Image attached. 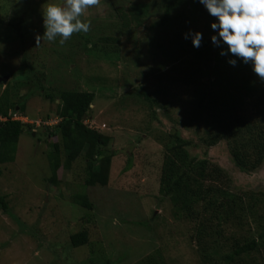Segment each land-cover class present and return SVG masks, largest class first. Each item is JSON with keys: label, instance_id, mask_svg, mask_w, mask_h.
Masks as SVG:
<instances>
[{"label": "rangeland", "instance_id": "1", "mask_svg": "<svg viewBox=\"0 0 264 264\" xmlns=\"http://www.w3.org/2000/svg\"><path fill=\"white\" fill-rule=\"evenodd\" d=\"M42 1L52 2V0ZM55 1L60 5L61 0ZM28 9L30 10L31 7ZM114 17L115 11L110 0H99L96 5L85 9L81 15L80 19L90 24L89 30L81 33L88 34L92 42L97 44L98 48L95 50L90 51L86 48L85 40H81L79 33H73L63 45L59 43V36L51 42L41 38L39 45L40 52H44L45 56L41 63L46 64L45 73L48 76L45 86L63 89L73 82L71 89L78 87L96 92L92 108L93 122L101 125L103 130L111 134L109 148L118 152L112 161L110 185L85 186L86 164L77 161L70 172L62 167L59 169L61 178L69 179V185L62 189L57 185L48 186L45 177L52 172L49 156L53 151H50L44 141L38 142L35 136L25 131L17 144L15 160L0 165L2 170L0 195H7L10 212L17 216V220H21L19 223L11 214L4 213L0 205V264H108V260L110 264H134L151 253H161L160 264H202V261L197 260V258L200 260L201 248L190 238L191 235H195V224L175 219L172 205L167 199L162 198L158 190L160 166L164 155L161 147L163 142L157 139H155L157 142H153V139L157 136L164 137L171 131L179 130L184 137L190 138L191 145L188 149L191 155L206 157L211 164L224 168L236 185L244 189L264 186V165L253 174H244L234 166L224 143L212 147L203 144L200 138L204 136L205 130H208L206 117L201 114L195 116L194 113L197 111L194 113L193 111L196 104L189 101L195 92V85L180 81L174 82L178 85L159 84L160 77L157 73L161 70L156 69L154 61L160 58L153 55V51L155 52L153 48L145 46L139 59L135 57L136 52L133 53L134 56L128 54V57L121 59L119 53L108 51L110 46L108 43L104 44L101 37L116 35L111 31H114L115 27L110 30L116 25ZM212 18L215 21L216 18ZM6 26H9L8 19L5 28L0 29V76L9 75V78L7 82H0V94L8 82L16 86L14 79L26 67V58H29L31 63L40 58L37 55L31 56L28 48L32 43L37 42L41 27L39 29L35 25L32 27V37L25 46L17 38H12L15 35L13 32L12 37H6L9 32ZM24 29L22 27L20 30L17 27L16 31L23 33ZM201 30L209 39L216 34L209 27ZM183 32L182 29L173 28L172 37L178 39L183 36L181 35ZM122 37L121 40L128 48L133 50V47L138 45L136 37L135 41L130 35L129 39L126 38L127 36ZM88 46L90 45L87 44ZM223 46L227 48L225 44ZM162 59L164 61V58ZM166 61L162 65H166L165 68L170 65L167 69H172L171 77H180L179 71L184 72L182 64L176 68L172 59ZM180 63H184L185 68L189 65L183 61ZM192 64L195 70L189 71L190 77L194 72L198 73L199 68H204L206 71L204 74H196L198 82L194 84L201 85L204 80L208 85H212L211 79L214 80L215 75L211 76V67L199 61ZM82 74L85 75L86 80L82 78ZM87 74L89 81L86 78ZM223 80L222 78L220 81ZM256 81L262 83V80ZM137 84L146 85L154 94L162 98V104L166 109L158 108L157 119L152 117L151 109L145 104H136L128 97L121 102H119L120 97L116 98L117 101L111 99L112 90L118 89L116 92L120 91L119 95L122 96L128 89L132 91V86ZM11 87L17 90L19 88ZM166 87L168 88L164 92ZM19 92L28 95L29 90L26 87L19 89ZM207 93L205 101L213 107L210 111L217 112L216 109L218 107L221 109L222 105L217 104L219 100L216 99L218 97L216 92L210 89ZM215 99L216 103H214ZM245 100L247 101L246 98ZM246 107L245 104L242 106L243 111L250 110ZM24 108L31 118L38 116L35 118L36 124L56 123L55 117L50 119L52 121H43L42 116H39L41 111L46 113L51 111V108L38 93L28 99ZM52 111L51 113H54L53 109ZM139 135L150 136L153 139L139 143ZM129 156L133 157L134 165L125 172L124 167ZM77 190L88 193L94 201L95 209L91 212V216L97 225L95 229L91 225V242L73 249L72 254L66 259L70 234L80 228L81 218L85 212L70 198L71 193ZM34 234L40 235L46 241L42 249L38 247L37 237ZM173 235L177 238H173ZM226 235L230 241L234 239L231 230H226ZM202 246L205 247L204 243ZM215 248L217 249V246L207 247V252H213ZM226 251L229 249L223 248L221 254ZM262 262L264 255L260 252H252L242 255L233 264H262ZM154 263L156 264V261ZM203 264H208V261H203Z\"/></svg>", "mask_w": 264, "mask_h": 264}, {"label": "trees", "instance_id": "2", "mask_svg": "<svg viewBox=\"0 0 264 264\" xmlns=\"http://www.w3.org/2000/svg\"><path fill=\"white\" fill-rule=\"evenodd\" d=\"M110 1L115 11L114 19L116 21V25L112 26L110 30L115 27V30L111 31L116 35L101 37L104 44H109L108 51L119 53L121 59L136 52L135 57L139 59L145 46L153 48L155 50L153 55L160 58L154 61L156 69L161 70L160 73H157V76L160 77L159 84L178 85L174 82L180 81L195 85L194 90L197 93L194 92L189 101L196 104L193 111V113L197 111L194 113L195 116L201 114L206 117L208 130H205L204 136L200 138L203 144L212 147L224 143L234 166L240 172L249 175L258 171L264 165V81L262 83L256 81L260 79L252 71L250 64H244L237 60L236 66L233 67L228 63L230 59L234 58L230 53L225 56L220 55L221 51L226 49L222 39L219 38L218 42L214 44L211 38L205 36L201 30L205 27L211 28L210 25L214 22L206 8L199 3V0ZM57 2L55 0H52L51 3L42 0H0V29L5 28L4 25L8 19L9 26L6 27L9 28V32L6 37H12L13 32L15 35L12 38H17L20 43L27 46L32 37L31 30L34 25L38 29L41 27L39 36H43L45 31L42 27L43 8H46L48 4H57ZM63 4L64 0H61L60 5ZM29 7H31L30 10ZM16 26L20 30L22 27L25 28L24 32L16 31ZM173 28L184 30L181 33L183 36L178 39L172 37ZM190 31L193 33L199 31L203 34L198 48L193 46L191 35L188 39L184 38L185 34ZM79 35L81 40H85L87 49L92 51L98 48L90 36H87L88 34L84 35L79 32ZM129 35L134 38L133 41L136 37L138 44L133 47V50L124 45L125 42L121 40L122 36L128 38ZM40 43L41 41H35L28 48L31 56H40L39 60L31 63L30 59L26 58V67L14 79L16 86L8 82L0 94V116H9L18 111V113L36 120L35 118L38 116L31 118L24 107L28 99L38 93L51 108V111L46 113L41 111L39 116H42L43 121H52L50 119L53 117L57 120L56 123L39 126L35 123L29 124L13 120L11 117L0 121V165L15 160L17 144L21 135L27 131L35 136L38 142L44 141L48 144L50 151H53L49 156L52 172L45 177L48 186L57 185L62 189L69 185V179H62L59 169L62 167L70 172L74 163L78 161L86 164L84 169L85 186L108 187L112 174V161L118 152L109 148L111 134L103 130L101 125L93 122L92 108L96 92L85 88L79 89L76 85V88L71 89L73 82L63 89L55 88L56 86H45L48 76L45 73L46 64L41 63L45 56L44 52H40ZM87 44L90 46L87 47ZM101 50H103L102 47ZM171 59L176 68L181 64L184 67V72L179 71L180 77L178 78L171 77L172 69H167L170 65L167 68H165L166 65H162L167 62L166 60ZM181 61L189 63L186 65L187 68L184 63H180ZM197 61L210 66L211 71L213 67V72L210 71L211 76L215 75L214 80L211 79L212 85H208L204 80L201 85L194 84L196 81L198 82L196 74L206 72L204 68H199V72H194L190 77L189 71L195 70L192 63ZM84 76L82 78L86 80ZM97 77L99 78V76ZM86 78L89 81L88 74ZM222 78L224 80L220 81ZM11 86L19 88L17 90ZM26 87L29 90L28 95L27 93L20 94L19 89ZM132 87V91L128 89L122 96L119 95L120 91L116 92L118 89L112 90L111 99L117 101L116 98L120 97L119 102H121L128 97L136 104H145L151 109L152 117L157 119L158 108L166 109L162 104V98L154 94L146 85L137 84ZM167 88L164 89V92ZM210 89H213L218 96L216 99L219 100V103L217 104L222 105L221 109L214 108L217 112L210 111V108L213 109V107L205 101V96L208 95L207 91ZM216 99L214 103H216ZM244 104L250 110L243 111ZM52 109L54 113H51ZM41 127L43 128L40 130ZM152 139L153 137L150 136L139 135L138 142L143 143L152 141ZM155 139L163 142L161 147L163 148L162 154H164L163 163L160 166L159 194L172 205L175 219L195 224V237L191 235L190 238L201 248L199 251L200 260L197 258L198 262L202 261V264L203 261H208V264H216V262L233 264L242 255L252 252H260L264 255V186L244 189L242 186L236 185L224 168L214 163L211 164L206 157L191 155L188 149L191 139L184 137L179 130L171 131L164 137L157 136L153 142L156 141ZM133 165V157L129 156L124 171L128 172ZM1 172L0 169V174ZM70 198L85 212L80 222L81 229L70 234L66 259L68 255L72 254L73 249L91 242V225L94 229L97 225L91 216V212L95 209V203L88 193L73 191ZM0 205L4 213L11 214L17 220V216L10 212L7 195H0ZM17 221L21 223V220ZM179 229L181 228L179 227ZM226 230L232 231L234 236L232 241L226 235ZM237 230L239 231L237 232ZM34 236L37 237L38 247L42 249L46 241L40 235L34 234ZM172 237L177 238L175 235ZM202 243L205 247L202 246ZM214 246H217V249L207 252V247L213 248ZM223 248H228L229 251L221 254ZM160 257L161 253H151L134 264H155V261L156 264H160ZM110 263L108 260V264Z\"/></svg>", "mask_w": 264, "mask_h": 264}, {"label": "clouds", "instance_id": "3", "mask_svg": "<svg viewBox=\"0 0 264 264\" xmlns=\"http://www.w3.org/2000/svg\"><path fill=\"white\" fill-rule=\"evenodd\" d=\"M97 3L98 0H64L62 6L48 4L42 11L45 31L43 36H37V42L41 38L51 42L59 36V43L63 45L73 33H86L90 24L82 21L80 17L85 9ZM199 3L206 8L210 16L216 18L210 25L216 33L211 37L212 42L215 44L220 38L223 44L227 45L220 55L230 53L234 58L228 63L233 67L236 66L237 60L250 64L252 71L264 81V0H199ZM189 35L193 46L198 48L203 34L199 31L194 33L190 31L184 38L188 39ZM8 117L12 118V114L0 116V121ZM20 121L29 124L36 122Z\"/></svg>", "mask_w": 264, "mask_h": 264}, {"label": "built area", "instance_id": "4", "mask_svg": "<svg viewBox=\"0 0 264 264\" xmlns=\"http://www.w3.org/2000/svg\"><path fill=\"white\" fill-rule=\"evenodd\" d=\"M12 119H20V120H23L25 122H33L32 120H29L28 117L19 116V114L17 112L12 113Z\"/></svg>", "mask_w": 264, "mask_h": 264}, {"label": "water", "instance_id": "5", "mask_svg": "<svg viewBox=\"0 0 264 264\" xmlns=\"http://www.w3.org/2000/svg\"><path fill=\"white\" fill-rule=\"evenodd\" d=\"M9 78V75L0 76V82H7Z\"/></svg>", "mask_w": 264, "mask_h": 264}]
</instances>
